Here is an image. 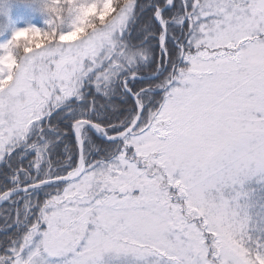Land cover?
Here are the masks:
<instances>
[{
	"label": "snow or ice",
	"instance_id": "snow-or-ice-1",
	"mask_svg": "<svg viewBox=\"0 0 264 264\" xmlns=\"http://www.w3.org/2000/svg\"><path fill=\"white\" fill-rule=\"evenodd\" d=\"M0 0V264H264V0Z\"/></svg>",
	"mask_w": 264,
	"mask_h": 264
},
{
	"label": "rangeland",
	"instance_id": "rangeland-1",
	"mask_svg": "<svg viewBox=\"0 0 264 264\" xmlns=\"http://www.w3.org/2000/svg\"><path fill=\"white\" fill-rule=\"evenodd\" d=\"M14 2H16V1L15 0H3V7H4L5 13H7V15H10L11 11L14 12L16 10V4ZM21 13L24 14L23 18H25L27 16L25 14V12H21ZM0 23H7V16L6 15L0 14Z\"/></svg>",
	"mask_w": 264,
	"mask_h": 264
},
{
	"label": "trees",
	"instance_id": "trees-1",
	"mask_svg": "<svg viewBox=\"0 0 264 264\" xmlns=\"http://www.w3.org/2000/svg\"><path fill=\"white\" fill-rule=\"evenodd\" d=\"M13 22H17V23H19L20 22V20H18V19H13L12 20ZM37 21H39V24H40V26H42L43 25V17L42 16H36V18H35V16H30V22H32V23H36Z\"/></svg>",
	"mask_w": 264,
	"mask_h": 264
},
{
	"label": "clouds",
	"instance_id": "clouds-1",
	"mask_svg": "<svg viewBox=\"0 0 264 264\" xmlns=\"http://www.w3.org/2000/svg\"><path fill=\"white\" fill-rule=\"evenodd\" d=\"M21 2H23V3H28V0H21Z\"/></svg>",
	"mask_w": 264,
	"mask_h": 264
}]
</instances>
